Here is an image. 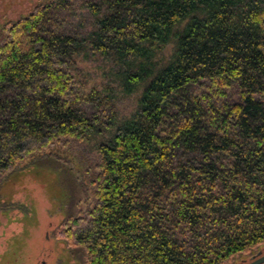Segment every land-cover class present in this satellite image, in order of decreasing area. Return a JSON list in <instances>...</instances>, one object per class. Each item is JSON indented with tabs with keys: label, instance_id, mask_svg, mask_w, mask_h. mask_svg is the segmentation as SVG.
<instances>
[{
	"label": "trees",
	"instance_id": "trees-1",
	"mask_svg": "<svg viewBox=\"0 0 264 264\" xmlns=\"http://www.w3.org/2000/svg\"><path fill=\"white\" fill-rule=\"evenodd\" d=\"M94 62L108 83L90 86ZM120 93L139 94L128 117ZM97 136L94 205L63 232L88 264H227L263 245L264 0H50L14 23L0 175Z\"/></svg>",
	"mask_w": 264,
	"mask_h": 264
},
{
	"label": "rangeland",
	"instance_id": "rangeland-1",
	"mask_svg": "<svg viewBox=\"0 0 264 264\" xmlns=\"http://www.w3.org/2000/svg\"><path fill=\"white\" fill-rule=\"evenodd\" d=\"M49 1L0 0V45L14 23ZM171 50L164 51L158 60L168 59ZM83 68L93 77L90 86L111 79L110 73L104 72L105 65L85 63ZM138 95L120 93L117 109L121 117L133 113ZM101 139H64L30 154L0 175V264H88L86 251L68 241L63 232L69 220L94 205L93 182L99 173L97 144ZM259 253L264 254V244L227 264H248Z\"/></svg>",
	"mask_w": 264,
	"mask_h": 264
},
{
	"label": "water",
	"instance_id": "water-1",
	"mask_svg": "<svg viewBox=\"0 0 264 264\" xmlns=\"http://www.w3.org/2000/svg\"><path fill=\"white\" fill-rule=\"evenodd\" d=\"M248 264H264V254L259 253L257 256L253 257Z\"/></svg>",
	"mask_w": 264,
	"mask_h": 264
},
{
	"label": "flooded vegetation",
	"instance_id": "flooded-vegetation-1",
	"mask_svg": "<svg viewBox=\"0 0 264 264\" xmlns=\"http://www.w3.org/2000/svg\"><path fill=\"white\" fill-rule=\"evenodd\" d=\"M0 255H1V253H0Z\"/></svg>",
	"mask_w": 264,
	"mask_h": 264
}]
</instances>
